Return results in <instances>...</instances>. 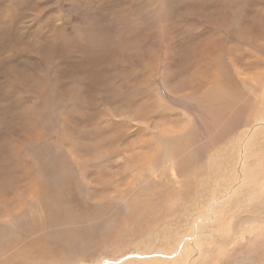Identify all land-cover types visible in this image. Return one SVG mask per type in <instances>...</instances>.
I'll return each instance as SVG.
<instances>
[{"label":"rangeland","instance_id":"obj_1","mask_svg":"<svg viewBox=\"0 0 264 264\" xmlns=\"http://www.w3.org/2000/svg\"><path fill=\"white\" fill-rule=\"evenodd\" d=\"M0 228L24 264H264V0H0Z\"/></svg>","mask_w":264,"mask_h":264},{"label":"bare ground","instance_id":"obj_2","mask_svg":"<svg viewBox=\"0 0 264 264\" xmlns=\"http://www.w3.org/2000/svg\"><path fill=\"white\" fill-rule=\"evenodd\" d=\"M259 129H260V128H259ZM38 173H39V172H38ZM45 192H46V191H45ZM47 192H48V191H47ZM52 192H53V191H52ZM58 192H59V191H58ZM50 194H52V193H50ZM53 195H55V194H53ZM46 196H47V193H42L40 197H42L41 199H42L43 201H44V200H45V201H48V200H46L47 198H45ZM48 196H49V198L52 197V195H51V196L48 195ZM55 196H56V195H55ZM49 198H48V199H49ZM52 198H53V197H52ZM52 198H51V199H52ZM56 198H57V197H56ZM42 200H41V201H42ZM49 200H50V199H49ZM57 200H58V199H57ZM57 200H56L55 198H53V199L51 200V202L48 201L47 204H45V205L49 206V205H50L49 203H54L55 206H53V204H52V206L56 208V205H58V202H59V201H57ZM59 200H60V197H59ZM60 202H61V200H60ZM41 203H42V202H41ZM43 203H44V202H43ZM45 205H41V208H42V206H45ZM59 206H61V204H60ZM62 206H64V205H62ZM57 207H58V206H57ZM48 208H49V207H48ZM58 208H59V209H58V210H59L58 212H60V210H62V209H60V208H63V207H58ZM65 208H66V207H65ZM65 208H64V209H65ZM44 209H45V207H44ZM52 209H53V208H52ZM52 209H51V211H52ZM64 209L62 210L63 212H64ZM42 210H43V208H42ZM45 210H46V209H45ZM67 210H68V209H67ZM56 211H57V209H56ZM62 211H61V214H62ZM65 211H66V210H65ZM45 212H46V211H44V213H45ZM52 212H53V211H52ZM70 212H71V211H70ZM49 213H50V212H49ZM54 214H55V216H56L57 213L54 212ZM64 214H65V213H64ZM73 214H74V213H73ZM70 215H71V214H70ZM50 216H51V215H49V218H50ZM73 217H74V216H73ZM44 218H45V217H44ZM49 218H48V219H49ZM55 218H56V217H55ZM52 219H53V218H52ZM63 219H64V218H63ZM77 219H78V218H77ZM77 219H76V220H77ZM54 220H55V219H54ZM76 220H75V221H76ZM78 220H79V219H78ZM48 222L50 223L51 221L48 220ZM68 222H69V220H68ZM45 223H46V222H45ZM78 223H79V222H78ZM53 224H54V222H53ZM53 224H52V225H53ZM45 225H47V227H49L48 224H45ZM44 227H45V226H44ZM47 227H45V229H46ZM0 229H1V228H0ZM38 229H39V228H38ZM45 229H41V230L44 231ZM47 229H48V228H47ZM48 230H49V229H48ZM48 230H47V231H48ZM1 231H2V230H1ZM5 231L7 232V230H5ZM52 231H53V230H52ZM3 232H4V231H3ZM3 232H2V233H3ZM39 232H40V231H39ZM49 232H50V231H49ZM4 233H5V232H4ZM52 233H54V231H53ZM52 233H51V234H52ZM49 234H50V233H49ZM56 234H58V233L56 232ZM6 235H7V234H6ZM40 236H41V235H40ZM44 236H45V235H44ZM50 236H51V235L48 236L49 239H50ZM52 236H53V235H52ZM56 236H58V235H55V237H56ZM0 237H1V236H0ZM4 237H5V236H4ZM18 237H20V236H18ZM1 238H2V237H1ZM1 238H0V239H1ZM5 238H6V237H5ZM58 238H59V236H58ZM3 239H4V238H3ZM10 239H11V238H10ZM5 240H6V239H5ZM5 240H3V241H5ZM39 240H40V239H39ZM39 240H38V241H39ZM51 240H52V239H51ZM51 242H52V241H51ZM1 244H2V246H5V245H6V247H8V246H7L8 243H5V245H3V243H1ZM10 244H11V243H10ZM35 244H36V243H35ZM11 245H12V244H11ZM25 245H26V244H25ZM27 245H28V244H27ZM27 245H26V246H27ZM2 246H0V255H2V256H6V255H7V253H5L6 250L4 251V248H5V247H2ZM28 247H29V246H27V248H28ZM31 247H32V246H31ZM35 247H36V246H35ZM23 249L25 250V247H24ZM29 249L31 250V248H28L27 250H29ZM40 249H41V248H40ZM47 249L49 250V248H47ZM8 250H9V249H8ZM14 251H15V250H14ZM38 251H39V250H38ZM50 251H51V250H50ZM13 253H14V252H13ZM15 253H16V252H15ZM41 253H43V254H45V255H49V251H47V250H43ZM31 254H32V252H31ZM52 254L54 255V253H52ZM9 255H10V254H9ZM11 255H12V252H11ZM37 255H39V253H38ZM53 255H52V256H53ZM31 256H32V255H31ZM52 256H51V257H52ZM36 258H37V257H36ZM0 263H2V264H24L23 262H20L18 259H13V260L7 261V260H3V259H1V258H0Z\"/></svg>","mask_w":264,"mask_h":264}]
</instances>
